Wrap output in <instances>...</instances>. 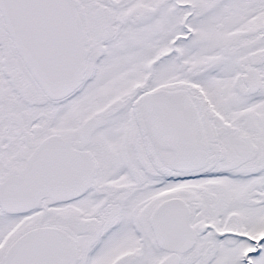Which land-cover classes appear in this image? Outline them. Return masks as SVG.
<instances>
[{"label":"snow or ice","instance_id":"1","mask_svg":"<svg viewBox=\"0 0 264 264\" xmlns=\"http://www.w3.org/2000/svg\"><path fill=\"white\" fill-rule=\"evenodd\" d=\"M0 264H264V0H0Z\"/></svg>","mask_w":264,"mask_h":264}]
</instances>
